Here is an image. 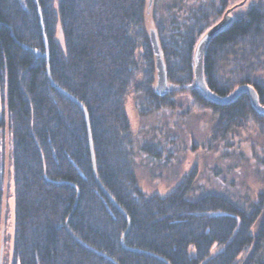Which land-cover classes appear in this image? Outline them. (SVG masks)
Listing matches in <instances>:
<instances>
[{
    "label": "trees",
    "instance_id": "16d2710c",
    "mask_svg": "<svg viewBox=\"0 0 264 264\" xmlns=\"http://www.w3.org/2000/svg\"><path fill=\"white\" fill-rule=\"evenodd\" d=\"M206 1L183 17L168 10L167 27L158 21L172 86L158 95L146 0H0V237L8 145L10 264H264V191L248 209L216 192L189 198L191 174L150 194L132 163L130 94L151 111L174 110L187 94L216 116V140L247 123L264 133L246 92L221 104L193 85L196 42L228 6ZM263 72L257 2L209 41L203 75L220 96L253 85L264 105Z\"/></svg>",
    "mask_w": 264,
    "mask_h": 264
},
{
    "label": "rangeland",
    "instance_id": "374dc122",
    "mask_svg": "<svg viewBox=\"0 0 264 264\" xmlns=\"http://www.w3.org/2000/svg\"><path fill=\"white\" fill-rule=\"evenodd\" d=\"M217 3V0H215ZM242 4H239L240 2ZM206 0H146V26L154 30L157 24L169 23L168 10L180 17L193 12ZM264 0H228L221 9L220 19L227 8L233 17L252 3ZM168 19V20H167ZM159 46V44H158ZM264 80V72L263 77ZM156 83V82H155ZM132 94L126 98L133 144L132 163L139 187L146 193L164 195L193 175L187 197L195 198L201 192H216L250 208L264 191V133L253 123L234 128L227 136L212 138L211 129L216 116L209 109L192 107L189 96L176 95L179 104L174 110H149ZM211 138L210 148L205 144ZM214 142V143H213ZM4 205L1 232L0 264H10L13 248V176L8 145L5 149Z\"/></svg>",
    "mask_w": 264,
    "mask_h": 264
},
{
    "label": "water",
    "instance_id": "95a60500",
    "mask_svg": "<svg viewBox=\"0 0 264 264\" xmlns=\"http://www.w3.org/2000/svg\"><path fill=\"white\" fill-rule=\"evenodd\" d=\"M241 1L239 4H242ZM236 5V4H235ZM229 7L224 12L223 16L212 26H210L198 39L196 42L194 52H193V74H194V82L193 85L200 90L204 96H206L209 100L226 104L234 100L240 93L246 92L249 95L252 106L264 113V105H261L258 101L257 92L253 85L250 84H241L237 88H235L231 93L227 95H217L212 92L206 85L203 75V56L206 50V47L209 41L214 37L216 33H218L222 28H224L229 22L232 20V16L228 13L232 8ZM150 42L152 45V49L155 56V68H156V83H155V92L158 95H163L169 91H171L172 86L167 82L166 71L164 68V63L160 54L156 34L154 30H150L149 34Z\"/></svg>",
    "mask_w": 264,
    "mask_h": 264
}]
</instances>
